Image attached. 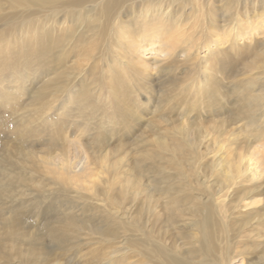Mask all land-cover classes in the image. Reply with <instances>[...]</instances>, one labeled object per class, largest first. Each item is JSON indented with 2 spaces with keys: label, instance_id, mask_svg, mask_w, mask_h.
Returning <instances> with one entry per match:
<instances>
[{
  "label": "bare ground",
  "instance_id": "1",
  "mask_svg": "<svg viewBox=\"0 0 264 264\" xmlns=\"http://www.w3.org/2000/svg\"><path fill=\"white\" fill-rule=\"evenodd\" d=\"M254 1L0 0V22L20 20L25 24L15 29L13 34L10 32L0 38V73L6 70L19 77L25 72L29 74L33 70L34 74L35 70L41 69L44 71L42 74H53L52 84L43 86L42 94L31 100V105L35 104L37 108L30 110L29 115L24 116L26 112L20 110L21 106L10 108L9 100L0 101V120L6 113L13 118L11 132L7 130V121L1 123L0 153H8L16 158L20 156L22 159L18 171L0 165L1 257L8 260L17 257L25 263L29 260L34 264H58L56 252H66L69 238L75 240L80 236L75 244L77 246L80 242L93 240L87 236L94 235L97 241L111 244L104 248L111 252H93L91 264H133L126 262L127 254L128 259L136 257L138 264H234L236 256L231 251L242 224L234 221L236 207L232 203L236 201L230 190L237 189L238 185L242 186L247 179L256 175V167L248 163L230 171L232 174L225 176L223 181L225 192L220 190L204 195L203 191L198 190L199 193L193 196L191 189L206 185V181H201V175L194 182L188 181L187 187L178 185L171 188L168 181L170 174L163 172L164 165L167 169V161L159 163L157 160L147 167L140 166L143 169L129 177H126L129 163L125 161L120 175L112 177L116 184L123 181L121 185L127 186L125 192L120 190L118 194L121 204L137 191L142 198L140 226L136 227L138 239L136 243L128 241L137 252H119L124 239L114 237L116 232L113 229L108 226L96 227L90 214H77L79 209L73 210L69 202H66L65 209L60 210L65 205L61 194L81 195L70 191L72 189L67 186L84 189L86 162L83 161L74 171L72 162L63 154L58 157L53 155L61 148H57V151L46 149L58 146L61 135L57 130L52 133L48 132L49 129L47 131V126L56 125L50 124L48 120L45 123L42 111H48L49 106L57 101V94L67 92L79 76L87 73V66H91L93 77L88 80L90 84L86 85V90L79 95V102L90 103L96 98L99 93L96 90L100 87L91 86L96 81L100 83L99 73L102 76L104 72L110 74L107 81L101 78V82L110 89L119 106L128 105L124 95L126 91L122 89L125 81L130 78L138 89L147 90L153 84L151 78L161 74V77L165 76L163 90L168 95V101L163 97L165 102L147 113L152 115L148 118L149 124L156 126L145 135L153 145L159 147L160 154L148 149L146 157L155 160L163 156V152L179 150L178 144L189 138L185 133L187 126L189 129L194 125L199 126L202 120L210 117L212 110L218 111L226 106L235 109L229 116L232 125L239 122L236 119L246 117L243 126L244 129L250 127L248 135L264 138V93L254 94V89L249 88L250 77H244L238 84L233 82L237 75L230 62L232 56L239 52V48H235L237 39L242 41L239 47H244L243 51L252 55V65L264 55V11L252 17L247 14L249 6L255 7ZM244 36L247 38L243 39ZM204 48L206 54L202 55ZM217 52L222 57H212ZM260 75H264V72H260ZM56 76L60 79L57 84L52 81ZM0 85L1 89L6 86L2 81ZM238 93L241 96H237ZM30 95L27 92L22 96L29 99ZM13 102L17 104L14 99ZM178 103L185 106L182 109L186 112L175 109L182 107ZM237 108L239 111H236ZM139 114H133L135 121L143 115ZM64 115L66 118L68 114ZM174 116H177L176 119H173ZM30 117H33L32 123ZM22 119H26L23 126ZM161 123L164 126L160 127ZM100 129L102 132L104 128ZM169 130L180 131L171 133ZM72 134L75 136V133ZM231 135L235 136L234 133ZM41 136H48L49 140L44 144L47 145L44 150L37 151L36 147L43 143H32L31 140ZM200 137L197 134L187 140L195 154L199 151L193 145L201 143L206 135ZM118 161L120 163L122 160ZM181 177L178 183L188 179L185 175ZM52 186L54 189H49ZM111 187L110 183L108 190L114 195L115 191ZM252 189L250 193L261 195L259 187L254 186ZM47 192L59 193L52 195L49 206H45V198H42L45 194L49 196ZM154 195L157 197L156 202ZM85 197L90 199L88 194ZM152 203L158 207L162 204L166 208H163V213L157 211V215L151 216L156 219L150 229L148 206ZM188 204L195 208V215L198 216L192 224L184 218L183 208ZM102 208L104 215L110 218V223L115 224V219L122 220L123 214L119 211L123 208L112 211L107 210L105 205ZM171 210L179 213L180 218L173 216L171 225L163 226L160 219L172 215ZM28 218L35 219L26 222ZM167 238L172 244L164 243ZM177 240L187 248L183 251L174 250ZM220 240L224 243L221 247ZM47 242L52 244L46 246Z\"/></svg>",
  "mask_w": 264,
  "mask_h": 264
},
{
  "label": "rangeland",
  "instance_id": "2",
  "mask_svg": "<svg viewBox=\"0 0 264 264\" xmlns=\"http://www.w3.org/2000/svg\"><path fill=\"white\" fill-rule=\"evenodd\" d=\"M254 5L255 7L249 6L248 8L247 14L249 17L264 11V0H255ZM93 9L95 8L93 7ZM19 16L20 15H18V17ZM24 25L25 24L21 23L20 20H16L15 22H0V38H3V36L10 32L13 34L15 29ZM247 36H244L243 39H246ZM241 42L242 41H240V39L235 41V48H239V52L236 50V55H231L232 59L230 62L236 71L234 74L237 75L233 82L238 84V82L242 81L244 77H250L251 85L249 88L254 89L255 95L262 94L264 93V75H260V72H264V55L258 59L254 65H252L250 63L252 55L250 53H245L243 51L244 47H239ZM212 45L213 43L211 44V47ZM202 52V55L206 54V48L202 49ZM241 54L243 55L240 56ZM212 57L220 58L222 55L217 52ZM85 69H87V73L84 72L83 76H79L78 81H76L75 84L67 90V92H63L62 95L57 94V101L53 105L49 106L48 111H45L44 109L42 111L45 123L48 120L50 124L53 123L56 125L47 126V131L49 129L48 132L52 133L57 130L61 135L58 146L46 148L45 146L47 145L44 144L48 142V136H41L38 139L33 138L34 140H31L32 143L34 141H40L43 143V145L36 147L37 151L44 150L45 148L57 151V148H61L57 152L53 151L55 153L53 155H57L58 157L63 154V157L72 162L74 171H77L79 165L82 164L83 161L86 162V173L83 177L84 189H81L80 187L72 188L67 186L72 189L70 191L77 192L81 195L77 196L74 193L67 192L61 194L63 197L61 198L64 200L65 205L60 210L62 211L65 209L64 207H66V202H69L72 205L73 210L79 209L77 214H90L92 216L91 219L94 221L93 225L103 228L108 226L116 232L114 237L123 238L124 241L122 242L123 244L119 246V252H137L135 247L129 244L128 241L133 240L136 243V239H138L139 231L136 230V227L140 226L139 215L141 213L140 201L142 197L137 191L133 193L131 198L125 200L124 203L121 204L122 200L118 194L120 193V190L125 192L127 186L121 185L123 181L118 185L112 179V177H118L120 175L122 172L121 167L125 161H128L129 163V167L127 168L128 176L126 177H129L130 174L133 175V173L141 171L140 169L143 168L140 166L147 167L150 165L149 163L157 162V160L159 163L167 161V169H165L164 165L163 172L165 174H170L168 181L169 184H171V188L172 186L178 187V185L187 187L186 184H188V181L194 182L195 178H200L199 175H201V181H206V185L204 187L195 186L191 189L190 193H192L193 196H196L199 193L198 190L203 191L204 195L206 193L208 194L224 190L225 186L223 181L225 176L232 174L230 171L235 170L236 167L249 163L257 168V174L247 179V182L242 183V186L239 187L238 185V187H236L237 189L232 191L230 190L233 194V200L236 201L235 203H232V206L236 207V211L234 213L236 218H234V221H237H235L236 224H242L240 227V234L238 238L234 240L235 244L231 252H235L233 254L236 256L233 260L234 264H264V138L257 136L251 137L248 135L250 127L244 129L245 127L243 126L245 125L244 120L246 117L236 119L239 122L232 125L233 122H231V120L229 121V116L231 112L235 111V109H233L234 107L226 106L218 111L212 110L210 117L202 120L199 126L194 125L191 129L187 126L186 130L184 129L189 138L197 134L201 135L200 138L206 135V138L203 139L201 143L196 142L193 145V148L195 146L197 147V150L199 151L198 154H195V152L190 149L192 147H190L187 142L188 138L185 142L178 144L179 150H176L175 152H163V156H159L156 157L155 160H151L145 156L149 153L148 149H152L155 154H160V149L157 145L154 144V146L153 142L149 141L148 136H145L151 128L154 129L153 126H156V124L153 126L149 124L148 118L152 117V115L147 113H150V110H153V108L157 109L159 104L165 102L163 97H165L166 101H168V95H166L163 90L165 86L163 84L165 76L161 77L160 74L159 77H152L151 81L153 82V87L150 86L147 90L138 89L132 84V81L129 78L125 81L124 88L121 87L124 91H126L124 92V95L126 98L125 101H128V105L119 106L120 104L118 103V100L112 96L110 89L106 86V84L104 85L101 82V78L105 81L108 80V76H110V74L107 72H104L103 76L99 73L98 78L100 79V83L98 84L96 81L91 86L100 87L96 90L99 92L98 94H96L97 92L95 93L96 98L92 101L90 100V103L78 101V99H80L79 95L86 90V85L90 84L89 81L92 80L93 77L91 74V66H87ZM31 71V76L30 73L28 74L25 72L23 76L19 77L10 74L6 70L4 73H0V82L2 81L4 86L6 84L4 89H1L2 87H0V101L8 102L9 100L11 105L10 108L21 106L20 110L26 112L24 113V116L29 115L30 110L37 108L35 104L31 105V100H34L35 97L41 95L43 89L42 87L50 84L51 79H53V74L50 76H48V74H42L44 71L41 69L35 70L34 74L33 70ZM59 80V76H56V78L52 81L57 84ZM242 85H244V83ZM27 92L31 94L29 99L22 96ZM237 96H241V93H238ZM13 99L17 101V104H14ZM71 101H73V104ZM178 105L182 107H177L175 109L186 112L182 109L185 107L183 104L178 103ZM237 109L236 111H239V109ZM4 111L7 112L6 110ZM134 113H143V115L141 114L140 118L135 121L133 119ZM64 114H68L66 118H64ZM0 116H2V114H0ZM176 117L177 116H174L173 119H176ZM12 120L13 118L11 115L6 113L4 118L1 117L0 126L1 123L7 121V123H9L7 130L11 132L13 129L11 126V124H13ZM32 120L33 117H30L31 123ZM154 120L157 119L154 118ZM236 120L233 121L236 122ZM25 122L26 119H22L21 125L23 126ZM179 125L180 124L178 122V127ZM185 125L187 124L185 123ZM159 126H164V124L161 123ZM100 127L104 128L103 130L106 132L103 130L101 132ZM94 128L96 129L94 130ZM76 130H79V133H76ZM169 131L171 133H176L180 130ZM72 133H75V136ZM232 133H234L235 136H232ZM1 137L2 133L0 132V138ZM0 154L1 166H7L10 168L9 170L12 169L13 171L20 170V164L22 161L20 156L16 158L17 156L15 157L9 155L8 153L3 154L1 152ZM118 160L122 161L119 163ZM182 175L188 176V179L185 182L178 183V180L182 178ZM146 178L147 176H145V179ZM150 181L153 180L150 179ZM110 183L112 185L111 188L115 191L114 195L109 193L108 189L110 187ZM254 186L260 188L257 190L261 195H256L255 192H249V190H251ZM233 188L234 187H232V189ZM49 189H54V187L52 186ZM144 191H147V189L143 190V193H145ZM235 191H237L236 194ZM223 192H225V190ZM55 193L57 192H47L49 196L46 197L47 195L45 194V196L42 197L45 198L43 201L44 204H46L45 206H49L51 202L50 198L52 195H55ZM86 194H88L90 199L85 197ZM35 195L36 194L34 193V196ZM154 197V202H156L157 197L155 195ZM102 204L110 211L123 208L119 211L123 214L122 220L119 221L118 219H115V224L110 223V218L106 217V215H104L101 211L103 210ZM161 205L158 207L154 203H152V205L149 204L148 208L150 209V213L148 215V228H152L154 220L156 219H154L155 216H151L155 215L157 211L158 213H163V208H166ZM98 206L100 208H98ZM183 212H185V221L189 224H192L196 219H198V216L195 215V208L190 204L183 208ZM171 213L172 215H169L168 218L161 217L160 220H162L163 226L171 225V219L176 216L177 218H180L179 213L172 210ZM34 219L35 218H28L26 222H33ZM118 222L121 223V225ZM190 229L192 230V227ZM87 237L94 239L80 242L77 246H75V244L78 240H80V236H78V239L76 238L75 240L69 238V244H67V248H65L66 252H56L58 254L57 258H59L58 264H91V254L93 252H111V250L107 248L104 250L105 246H109L111 244L106 245L103 244V241H97V237L94 235ZM151 238H154V235H151ZM168 239L169 238H167L164 243L166 245H169L170 243L172 244L170 239ZM51 244L52 243L47 242L46 246ZM72 244L74 245L71 246ZM176 244L177 247L174 249H177L176 251H183L187 248L181 244L180 240H177ZM222 244L224 243L220 240L219 246L221 247ZM116 246L118 247V245ZM127 255L126 262L138 264L136 257L128 259ZM36 258H38V256H36ZM0 259V264H34L32 262L30 263L29 260L25 263L17 257L8 260L0 256Z\"/></svg>",
  "mask_w": 264,
  "mask_h": 264
}]
</instances>
